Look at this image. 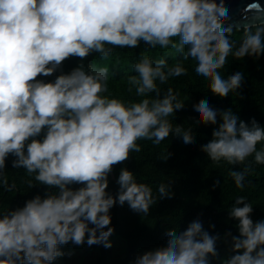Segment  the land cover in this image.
I'll return each instance as SVG.
<instances>
[{
	"label": "clouds",
	"instance_id": "9594fccd",
	"mask_svg": "<svg viewBox=\"0 0 264 264\" xmlns=\"http://www.w3.org/2000/svg\"><path fill=\"white\" fill-rule=\"evenodd\" d=\"M253 8L259 19V4L245 11ZM227 19V8L216 0H0V186L6 191L15 187L4 174L9 155L15 157L13 168L33 177L29 188L46 186L43 197L0 212V264H52L65 255L60 246L69 242L111 247L113 206L127 203L133 212L148 216L158 200L173 196L172 180L160 183L154 195L124 167L113 196L106 191L113 166L141 151L138 140L159 145L173 135L185 145L194 143L192 128L172 123L185 100L172 87L159 86L187 74L179 61L169 66L166 57L141 55L132 66L135 75L128 78V91L135 89L141 99L129 104L102 95L108 67L81 62L54 81L37 77L51 76L70 57L83 61L95 52L106 59L113 48H136L143 41L195 60V72L210 81L212 94L239 95L244 73L224 78L219 70L229 55L239 61L264 54V19L237 27L243 29L239 42L231 38L233 25L224 26ZM193 108L197 124L217 125L219 118L200 150L213 163L243 165L230 171L236 187L243 189L251 163L264 164V148L257 150L264 127L255 119L240 120L231 108L215 109L207 100ZM170 156L167 151L160 159ZM73 184L82 186L69 187ZM252 212L253 204L238 196L228 216L238 221L239 235H211L195 219L182 231L168 230L162 246L138 253L133 264H211L219 258L217 241L229 236L233 254L219 264H264V220L254 222Z\"/></svg>",
	"mask_w": 264,
	"mask_h": 264
},
{
	"label": "trees",
	"instance_id": "16d2710c",
	"mask_svg": "<svg viewBox=\"0 0 264 264\" xmlns=\"http://www.w3.org/2000/svg\"><path fill=\"white\" fill-rule=\"evenodd\" d=\"M228 26V25H224ZM233 27L231 38L239 42L243 38V29L236 30ZM178 40V38H176ZM110 47V46H109ZM141 55L152 59L167 58L169 66L181 62L187 69V74L179 77L169 78L168 82L158 85L166 90L172 87L177 92L180 100H185V107L177 110L172 117V123L183 126L185 130L192 128L194 143L185 145L181 137L170 135L159 145L153 144L150 140H138L141 148L139 153L131 152L129 158L113 166L108 177L107 192L113 196L119 188L116 183L122 167L131 170L134 178L152 188L153 194L157 195V188L160 183L172 180L171 199L164 198L157 201L149 211L148 216L133 212L127 203L123 206L116 204L109 210L111 216V227L114 231L110 235L111 247L105 248L103 244L89 246L86 251H96V255L90 264H107L110 252L116 239L125 244V251L116 264H128L140 250H151L164 244L166 232L170 229L184 230L187 225L195 219H199L206 231L211 235L223 237L224 233L239 235L236 227L238 221L229 218L228 210L234 204L235 198L243 196L247 202L253 204V212L250 214L253 221L264 220V164L251 163V170L245 176V187L239 189L230 176L231 170H240L241 166L228 165L221 161L219 164L209 160L207 155L200 150L202 144L211 139L213 128L217 125L197 124V117L193 108L200 100H207L210 106L215 109L231 108L240 120L250 123L255 119L264 127V54L259 58L245 56L241 60L234 59L231 55L220 74L227 78L236 71L244 73V81L237 91L239 95L230 92L225 97H219L208 90L210 81L200 77L195 72L196 61L189 58L183 60L174 49H162L159 46L150 48L141 41L136 48H113L112 53L102 59L98 53H91L83 61L78 57H70L63 61L51 76L40 75L37 79L48 82L54 81L56 76L68 73L83 62L85 66L89 63L97 67H108L107 92L102 93L109 97H115L126 104L138 102L141 98L135 95V89L128 91V78L135 73L132 66ZM150 94L149 98H153ZM171 120V117H169ZM43 132L38 139H42ZM264 148V142L257 144V150ZM170 152L171 156L165 161L160 158ZM15 157L9 155L6 159L4 174L9 185L15 187L6 191L0 186V212L22 207L24 202L36 195H45L46 186L34 184L29 188L27 181L33 177L23 168H13L12 160ZM248 161H253L252 157ZM246 161V163L248 162ZM220 181L219 185L213 188L214 181ZM82 185L73 184V189ZM214 225V227H209ZM115 239L111 240L112 238ZM231 237L217 241L219 258L212 259L213 264H219L220 259L227 258L233 253L230 251ZM67 263L65 256H62ZM56 260L52 262L55 263Z\"/></svg>",
	"mask_w": 264,
	"mask_h": 264
},
{
	"label": "rangeland",
	"instance_id": "374dc122",
	"mask_svg": "<svg viewBox=\"0 0 264 264\" xmlns=\"http://www.w3.org/2000/svg\"><path fill=\"white\" fill-rule=\"evenodd\" d=\"M115 238L116 237L112 238L111 240ZM122 245H123V242L121 240L116 239L114 241L107 264H116L119 261L120 257L123 254V251H125V244H124V248ZM60 247L62 251L65 253L64 256L67 260V263H65V260L63 257H59L56 259L54 264H90V262L96 255L95 250L88 251V252L86 251V248H87L86 243H84L82 246H76L72 244L71 242H69V244L63 245ZM144 251L146 250H140L137 252V254L142 253ZM135 256L128 264H133ZM211 264L213 263L211 262Z\"/></svg>",
	"mask_w": 264,
	"mask_h": 264
},
{
	"label": "water",
	"instance_id": "95a60500",
	"mask_svg": "<svg viewBox=\"0 0 264 264\" xmlns=\"http://www.w3.org/2000/svg\"><path fill=\"white\" fill-rule=\"evenodd\" d=\"M218 4H223L228 10L229 19L224 21V25H233V27H242L244 24L260 22L264 19V0H216ZM259 4L261 16L259 19L254 18L256 9L245 11L248 5Z\"/></svg>",
	"mask_w": 264,
	"mask_h": 264
}]
</instances>
